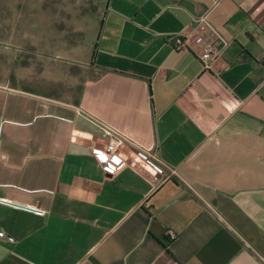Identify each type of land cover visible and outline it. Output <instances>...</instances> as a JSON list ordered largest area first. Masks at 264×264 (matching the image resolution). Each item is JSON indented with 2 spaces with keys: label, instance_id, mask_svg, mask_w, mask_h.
<instances>
[{
  "label": "crops",
  "instance_id": "0c3cea01",
  "mask_svg": "<svg viewBox=\"0 0 264 264\" xmlns=\"http://www.w3.org/2000/svg\"><path fill=\"white\" fill-rule=\"evenodd\" d=\"M203 15L210 70L174 47ZM86 64L69 96L0 81V264H264V0H108Z\"/></svg>",
  "mask_w": 264,
  "mask_h": 264
},
{
  "label": "rangeland",
  "instance_id": "374dc122",
  "mask_svg": "<svg viewBox=\"0 0 264 264\" xmlns=\"http://www.w3.org/2000/svg\"><path fill=\"white\" fill-rule=\"evenodd\" d=\"M108 0H0V81L77 94Z\"/></svg>",
  "mask_w": 264,
  "mask_h": 264
},
{
  "label": "built area",
  "instance_id": "2783aa9c",
  "mask_svg": "<svg viewBox=\"0 0 264 264\" xmlns=\"http://www.w3.org/2000/svg\"><path fill=\"white\" fill-rule=\"evenodd\" d=\"M210 27L208 16L203 15L196 21L193 34H178L174 37V47L176 49L192 50L201 58L204 68L209 70L214 68L215 63L222 55L220 51H211L208 48V41L204 37V32ZM102 130L106 145L104 147H95L92 150L97 160L102 163L103 169L109 174H115L127 164L126 158L119 153V148L126 145L128 141L125 136L109 125L102 124ZM137 153L141 158L153 165L158 174H172V171H169L160 162L155 161L153 153L142 148ZM36 211L38 213L44 212L38 209ZM168 235L172 238L175 237V233L172 231L168 232ZM0 237L14 241V238L7 235L4 230H0Z\"/></svg>",
  "mask_w": 264,
  "mask_h": 264
}]
</instances>
